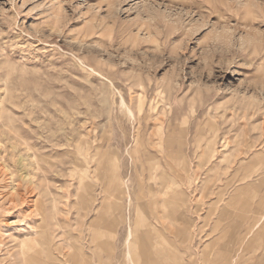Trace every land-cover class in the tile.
Segmentation results:
<instances>
[{
    "label": "rangeland",
    "instance_id": "obj_1",
    "mask_svg": "<svg viewBox=\"0 0 264 264\" xmlns=\"http://www.w3.org/2000/svg\"><path fill=\"white\" fill-rule=\"evenodd\" d=\"M129 226L264 264V0H0V264H130Z\"/></svg>",
    "mask_w": 264,
    "mask_h": 264
},
{
    "label": "bare ground",
    "instance_id": "obj_2",
    "mask_svg": "<svg viewBox=\"0 0 264 264\" xmlns=\"http://www.w3.org/2000/svg\"><path fill=\"white\" fill-rule=\"evenodd\" d=\"M125 187L126 188H123L124 191H128L129 186H128L127 182H125ZM134 234H135V231L133 230L132 226H129V228L127 230V235H126L127 237L125 238V242L128 245V247H127L128 250L125 253L126 261H129L130 264H147V263L149 264V262L151 264H156L160 260H163L165 264H169L168 261H170V260L166 261L165 251L162 249V246L159 245L161 241L156 240V239H153L152 246L157 247V250H156L155 253L153 252L154 254L151 253V258L148 260L147 259L148 256L146 254H143V253H142L143 257H140V255L138 254V245H137V243L139 242V239L141 237L138 236V235L135 236ZM100 247H104V241L100 242ZM111 248H113V243L112 242H111ZM75 249L77 250V251L74 252V256H76V258L74 260L75 264H95L93 262V260L90 258V256H88V253L85 251V246L83 245V243L80 244V245H76ZM142 251H144V249H142ZM162 256L165 259L164 258L162 259L161 258ZM26 258H27V256H26ZM98 261L100 263L102 261V255L101 254L98 256Z\"/></svg>",
    "mask_w": 264,
    "mask_h": 264
}]
</instances>
